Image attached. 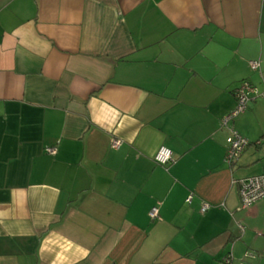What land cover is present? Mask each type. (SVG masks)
Returning a JSON list of instances; mask_svg holds the SVG:
<instances>
[{"label":"crops","instance_id":"0c3cea01","mask_svg":"<svg viewBox=\"0 0 264 264\" xmlns=\"http://www.w3.org/2000/svg\"><path fill=\"white\" fill-rule=\"evenodd\" d=\"M243 81L264 0H0V264H264L233 183L264 173V95L221 124Z\"/></svg>","mask_w":264,"mask_h":264},{"label":"built area","instance_id":"2783aa9c","mask_svg":"<svg viewBox=\"0 0 264 264\" xmlns=\"http://www.w3.org/2000/svg\"><path fill=\"white\" fill-rule=\"evenodd\" d=\"M249 66L251 69L256 70L259 67V62L256 60L250 61ZM234 95L236 99V106L221 119V124L224 126H226L228 122L238 113L244 111L247 102L254 95H264V90L259 92L258 89L252 86L249 82L243 81L234 92ZM230 131L231 135L227 138V145L224 153V161L228 164H232L249 144V141L238 134L236 130L231 129ZM120 144L121 140L118 138H112L110 143L112 148H118ZM45 151L48 153H54L55 149L49 147L46 148ZM153 160L156 164L164 166L168 165L173 161L171 149L164 145L159 146L154 154ZM233 183H235L238 187L242 207L249 206L255 201L264 198V173L243 177L237 180L234 179ZM190 199L191 193L187 196L186 201L189 202ZM209 208L210 204L208 202H202L200 211L205 212ZM148 215L152 219L158 218V206H152L148 211ZM246 255L250 256L251 254L247 252ZM220 264H233L231 255H226L221 260Z\"/></svg>","mask_w":264,"mask_h":264},{"label":"rangeland","instance_id":"374dc122","mask_svg":"<svg viewBox=\"0 0 264 264\" xmlns=\"http://www.w3.org/2000/svg\"><path fill=\"white\" fill-rule=\"evenodd\" d=\"M237 116H238V114H237L235 117H237ZM235 117H233V119H234ZM230 121H231V120H230ZM230 121H229V122H230ZM228 125H229V123H228ZM223 126H224V125H223ZM226 126H227V125H226ZM226 126H225V127H226ZM229 131H230V130H229ZM230 133H231V131H230ZM237 158H238V157H237ZM227 164H228V163H227ZM228 165H230V164H228ZM252 172H253V171H251L250 174H254V173H252ZM251 176H252V175H251Z\"/></svg>","mask_w":264,"mask_h":264},{"label":"trees","instance_id":"16d2710c","mask_svg":"<svg viewBox=\"0 0 264 264\" xmlns=\"http://www.w3.org/2000/svg\"><path fill=\"white\" fill-rule=\"evenodd\" d=\"M252 86H254L253 84H251ZM254 87H256V86H254ZM257 88V87H256ZM258 89V88H257ZM229 113V112H228ZM189 195V194H188ZM191 197H192V194H191ZM188 202V201H187Z\"/></svg>","mask_w":264,"mask_h":264}]
</instances>
